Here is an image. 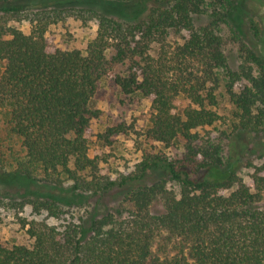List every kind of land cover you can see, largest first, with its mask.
I'll return each instance as SVG.
<instances>
[{"label":"trees","instance_id":"trees-1","mask_svg":"<svg viewBox=\"0 0 264 264\" xmlns=\"http://www.w3.org/2000/svg\"><path fill=\"white\" fill-rule=\"evenodd\" d=\"M248 14L244 0H0V226L26 237L0 243V264H264V54ZM71 26L87 40L53 48L48 31ZM106 78L151 102L140 161L115 177L91 154Z\"/></svg>","mask_w":264,"mask_h":264},{"label":"rangeland","instance_id":"rangeland-1","mask_svg":"<svg viewBox=\"0 0 264 264\" xmlns=\"http://www.w3.org/2000/svg\"><path fill=\"white\" fill-rule=\"evenodd\" d=\"M244 3L247 6L248 15L260 25L262 40L259 49L264 54V0H244ZM88 36L75 26L65 29L54 28L48 31L46 35L51 46L58 49L80 47ZM229 49L236 50V47L230 46ZM233 56L236 57V54L233 53ZM183 105L182 100L176 103L178 111L183 108ZM95 107L102 112V115L100 119L93 121L91 126L90 135L94 143L91 154H105L108 163L103 166V171L115 177L125 168L140 161V148L145 144L143 136L151 116V102L141 96L124 97L119 95V92L106 78L100 84L95 98ZM119 126L125 127L126 131L122 135L112 138L111 147L107 148L101 143H97L96 136L105 133L110 127ZM153 209H160V204L155 203ZM25 240V233L9 220L0 226V243L11 246L23 243Z\"/></svg>","mask_w":264,"mask_h":264}]
</instances>
